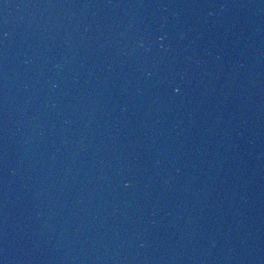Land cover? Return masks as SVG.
Returning <instances> with one entry per match:
<instances>
[{
    "label": "water",
    "instance_id": "95a60500",
    "mask_svg": "<svg viewBox=\"0 0 264 264\" xmlns=\"http://www.w3.org/2000/svg\"><path fill=\"white\" fill-rule=\"evenodd\" d=\"M0 264H264L228 0H0Z\"/></svg>",
    "mask_w": 264,
    "mask_h": 264
}]
</instances>
